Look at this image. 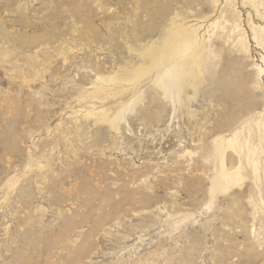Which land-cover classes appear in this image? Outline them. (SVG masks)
<instances>
[{"label":"rangeland","instance_id":"374dc122","mask_svg":"<svg viewBox=\"0 0 264 264\" xmlns=\"http://www.w3.org/2000/svg\"><path fill=\"white\" fill-rule=\"evenodd\" d=\"M174 19L208 60L164 99ZM0 264H264V0H0Z\"/></svg>","mask_w":264,"mask_h":264},{"label":"bare ground","instance_id":"6f19581e","mask_svg":"<svg viewBox=\"0 0 264 264\" xmlns=\"http://www.w3.org/2000/svg\"><path fill=\"white\" fill-rule=\"evenodd\" d=\"M164 30L168 33L164 40L156 42L153 47L150 46L151 66H148L149 69H146L145 66V68L142 67L138 75L143 78L142 76H146L152 71L155 85L161 91L164 99L170 96L175 98L174 93H176V96H181L189 87L194 91H198L204 80L203 76L206 75L205 64L208 60L205 54L208 48L206 40L200 36L197 27L186 26L178 19L172 20L170 27H166ZM219 73L221 76L222 71ZM209 134V132H205V139L210 136ZM215 141L214 150L221 160V165L219 172L215 175L212 189L213 191L216 190L214 192H225L229 189L230 183L235 181L237 177L236 171L232 173L225 168V150L230 146L235 147L236 144L239 148L243 144L235 142L234 139H226L223 136Z\"/></svg>","mask_w":264,"mask_h":264}]
</instances>
